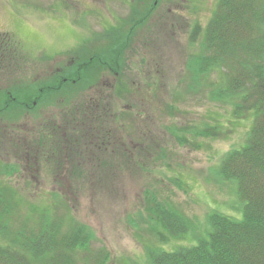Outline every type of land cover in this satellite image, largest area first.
I'll list each match as a JSON object with an SVG mask.
<instances>
[{"label": "rangeland", "instance_id": "1", "mask_svg": "<svg viewBox=\"0 0 264 264\" xmlns=\"http://www.w3.org/2000/svg\"><path fill=\"white\" fill-rule=\"evenodd\" d=\"M218 1L0 0L1 44L5 36L22 50L16 49L22 56L17 52L4 55L0 97L15 90L31 93L38 82L68 77L67 70L80 59L72 50L80 45L87 47V54L101 50L111 40L95 37L105 30L117 28L116 32L129 38L121 56L128 65L126 77L132 95L127 91L113 95L116 76L100 67L81 73V82L53 88L47 99L0 114V167L13 169V173L1 171L0 186L15 192L23 215L29 203L41 206L39 209L49 204L54 214L61 216V225H85L93 239L80 251L77 264L91 253L88 249L107 252L104 264L145 263L146 247L154 245L153 233L145 223L146 193L180 212L192 228L198 227L201 237H207L206 219L211 212L235 220L242 217L243 202L236 183L220 182L214 169L224 154L244 143L253 114L235 119L227 103L209 100L196 87L187 90L192 82L187 61L202 52L201 34ZM43 56L48 59L41 60ZM217 73H211L213 80ZM20 94L18 105L26 101ZM94 96L108 113L97 112L98 125L106 117L112 129H122L120 136L117 134L118 144L133 154L125 150L131 158L120 157L119 161L125 160L127 165L116 168L115 175L103 177L98 173L97 150L90 147L94 143L74 148L77 151L71 157L75 160L71 167L79 168L76 164L88 159V165L80 169L86 185L77 191L65 175H51L49 166L38 162L34 151L39 153L43 147L39 129L47 125L45 134L52 131L54 124L59 126L62 118L58 115L63 110ZM208 126L220 128L218 136H203L202 128ZM103 155L105 158L106 153ZM63 163L69 164L66 159ZM54 193L60 195L52 202ZM187 237L171 238L156 246L170 251L197 243L191 231Z\"/></svg>", "mask_w": 264, "mask_h": 264}, {"label": "trees", "instance_id": "2", "mask_svg": "<svg viewBox=\"0 0 264 264\" xmlns=\"http://www.w3.org/2000/svg\"><path fill=\"white\" fill-rule=\"evenodd\" d=\"M115 29L96 35V40L110 39L111 42L93 54L86 53L85 45L72 50V55L80 59L71 66L73 68L67 70L68 77L58 82L51 79L38 82V87L35 86L31 93L20 94L15 90L14 93L9 91L2 94L0 114L6 110V113L11 112L15 106L24 107L42 98L47 99L53 88L60 87V84L65 86L81 82L84 80L81 73H91L100 67H106L116 76L113 95H123L125 91L130 93V80L126 77L128 65L121 56L129 38ZM201 35L202 52L187 61V74L192 80L187 90L196 87L204 91L209 100L227 103L235 119H244L249 113L253 114L244 143L224 154L214 169L216 179L220 182L236 183L238 197L243 202L242 217L235 220L211 212L206 219L207 237H201L197 233L198 227L192 228L190 221L180 212L153 193H146L145 209L148 217L144 222L153 233L154 245L146 247L147 255L143 264H264V0H219L213 17ZM7 39L5 36L2 38L4 43L0 46V65L6 64L4 55L18 53L16 49H20L12 39ZM20 54L18 56H22ZM40 59H48V56ZM214 70L218 72L216 80L211 78ZM17 93L26 99L19 105ZM97 112L108 115L101 100L95 96L63 110L58 115L62 118L59 126L54 124L51 127L53 130H48L46 134L43 129L47 125L39 129L38 141L43 143V149L40 147L37 150L39 153L34 151L36 147H33L30 138V146L38 156L37 161L45 162L55 178L65 175L70 179V186L76 187L77 191L86 185V181L82 180L84 172L80 169L84 168V164L88 165V159H81L76 164L79 167L76 169L81 172L71 167L75 161L71 157L79 147L94 143L90 147L94 146L97 150L96 160L100 162L98 173H102L103 177L115 175L116 168L127 165L125 160L119 161L120 157L131 158L129 153L133 154L118 144L122 129H112L106 117L98 125L100 116ZM1 127L3 124H0ZM202 129L203 136L214 137L218 136L220 128L208 126ZM125 150L129 153L126 151V154ZM65 159L70 165L63 163ZM1 171L13 173L10 167H0V174ZM84 179H87L86 175ZM14 193L0 186V264H77L80 251L93 239L85 225H61V216L57 217L49 204L39 209L41 206L29 203L23 215L21 208H18L21 202ZM58 195L60 193L52 195V202ZM189 231L197 240L194 245L179 246L170 251L156 246L171 238L186 239ZM101 252L88 249L90 254L82 257L80 263L104 264L108 254Z\"/></svg>", "mask_w": 264, "mask_h": 264}, {"label": "flooded vegetation", "instance_id": "3", "mask_svg": "<svg viewBox=\"0 0 264 264\" xmlns=\"http://www.w3.org/2000/svg\"><path fill=\"white\" fill-rule=\"evenodd\" d=\"M0 46H1V41H0Z\"/></svg>", "mask_w": 264, "mask_h": 264}]
</instances>
